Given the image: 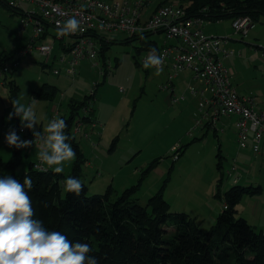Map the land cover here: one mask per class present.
I'll use <instances>...</instances> for the list:
<instances>
[{
  "label": "rangeland",
  "instance_id": "1",
  "mask_svg": "<svg viewBox=\"0 0 264 264\" xmlns=\"http://www.w3.org/2000/svg\"><path fill=\"white\" fill-rule=\"evenodd\" d=\"M159 2L179 5L187 4L189 0H153L154 4ZM19 21L20 16L13 15L8 9L0 11V51L15 53L18 59L15 71L10 70L7 79L4 75L0 78V159L8 161L12 154L10 146L4 142L6 133L15 122V118L7 119L12 111L10 79L19 86L16 99L19 98L25 105H34L37 125L33 131L42 132L50 119L67 115L71 99L82 100L93 94L96 97L92 105L94 118L100 127L89 128L86 132L88 137L84 136L83 130L81 133L71 130L85 155L82 181L89 195L103 194L111 186L115 198L126 188L138 185L135 197L144 204L164 185V199L172 204L173 210L189 215L202 231H207L226 207L213 195L218 180L222 182V191H226L231 187L235 174L242 175L240 172L243 170L250 177L249 184L261 187L262 191L254 197L245 195L236 206V216L244 218L250 225H258V229L263 227L264 160L258 158L254 164L253 160L243 162L246 167L235 160L238 147L235 145L236 131L232 122L225 133H220L222 121L219 122L216 135L213 133L215 126L206 123L208 133L204 135L206 128H202V119L205 109L200 107V97L190 92V87L196 86L197 82L191 79L189 71L178 74L171 87L166 89L169 70L153 68L148 61L153 53L142 51L137 54V42L114 44L106 51L104 59L97 57L95 61L82 62L74 78L64 76L67 63L54 60L51 64L53 58L46 62L52 67L42 71L44 59L37 54L26 57L17 54L19 49L30 43L32 36L31 27L21 36L17 34ZM248 32L245 36L235 34L231 20L208 22L204 27L206 34L219 33L232 39L230 44L234 54L224 62L226 67L235 68L232 86L240 96L249 95L259 107H264V17H260ZM124 37L119 33L107 35L112 39ZM149 39L161 46L163 35L155 33ZM43 41L53 44L54 57L64 55L66 60L69 59L62 46L72 44L71 38H65L61 46L52 29ZM157 53L158 50L154 55ZM146 58V63H142ZM116 60L119 64L115 66ZM103 61L109 70L105 79L100 74ZM53 70H59L60 75L55 76ZM42 83L57 87L52 100L32 97V92L39 90ZM115 138V146L110 151ZM22 139L33 140V146L38 149L34 139L25 138L23 134ZM33 146L21 149L22 157L16 172L22 173L33 158L30 152ZM218 154L220 157H217ZM226 156L229 158L225 159ZM155 160H159L155 167L157 170L146 172ZM73 161L64 164V175L70 173ZM232 167L236 168L233 172ZM256 202L260 203L257 210L259 217L255 216L257 220L253 221L250 209Z\"/></svg>",
  "mask_w": 264,
  "mask_h": 264
},
{
  "label": "trees",
  "instance_id": "2",
  "mask_svg": "<svg viewBox=\"0 0 264 264\" xmlns=\"http://www.w3.org/2000/svg\"><path fill=\"white\" fill-rule=\"evenodd\" d=\"M161 5L177 4L161 2L159 6ZM177 6L184 10L186 17L200 16L206 22L249 17L256 23L260 17H264V0H189L187 4ZM9 11L13 15L22 14L17 9ZM45 35L41 38H45ZM150 35L152 34L142 33L122 39L100 36L97 38L101 45L98 57L104 59L110 46L117 43L128 45L137 42V54L142 51L151 52L153 48L159 51L161 46L150 40ZM58 42L62 46V40ZM62 49L67 51L64 46ZM17 61L15 53L0 51V72L8 68V72L3 73L5 79L10 70L15 71ZM51 64L41 63L42 71L51 68ZM105 64L103 61L100 69L103 79L109 74ZM118 64L119 61L116 60L115 66ZM136 64H140L138 60ZM8 85L12 101L18 96L19 86L11 79ZM57 91L55 85L42 83L39 90L32 92V97L52 100ZM95 99L93 94L82 100L71 99L67 115L59 117L66 121L68 143L77 153L69 174H58L49 168L38 171L34 168V161H29L22 173L16 172L22 156L21 149L14 146H10L12 154L8 161L0 159V176L10 175L21 183L25 176L31 177L33 186L28 194L32 200L34 219L42 221L49 231L61 232L70 241L88 243L92 249L89 255L95 256L98 264H264V233L251 226L244 218L236 216V206L241 199L245 195H259L261 187L234 185L221 193V180H218L215 197L226 208L222 209L214 225L207 231H202L189 215L170 209L163 196L164 185L144 204L135 197L138 185L126 188L115 198L111 186L103 194L89 195L87 186L82 181L85 155L71 130L78 123L84 124L83 133L89 128L100 127V123L94 118L95 109L92 105ZM14 118L11 130L15 129L22 138L19 133L20 121ZM32 133V130L25 129L23 135L32 139ZM115 140L116 138L111 143L110 151L115 146ZM217 157H220L219 154ZM158 162L159 160L153 161L146 172L152 171ZM219 168L220 163L217 166L218 170ZM69 176L78 178L83 183L84 190L79 196L64 193L62 181Z\"/></svg>",
  "mask_w": 264,
  "mask_h": 264
},
{
  "label": "built area",
  "instance_id": "3",
  "mask_svg": "<svg viewBox=\"0 0 264 264\" xmlns=\"http://www.w3.org/2000/svg\"><path fill=\"white\" fill-rule=\"evenodd\" d=\"M152 2L153 0H0V11L17 9L22 13L17 28L19 36L27 28H32L31 41L18 52V56L37 54L44 62L53 58L60 63H67L64 71L67 78L75 77L82 62L96 60L101 47L97 40L100 36L107 37L112 33L128 37L142 33L162 34L163 41L157 53L161 63L152 67L156 70H169L165 88L171 87L178 74L189 71L191 79L197 82L196 86L190 87V92L200 97V107L205 109L202 123L216 126L222 118H234L238 148L245 149L251 142L253 154H264V110L257 108L252 97L237 93L231 83L232 72L223 64V60L234 54L227 47L230 38L204 33L208 22L200 16L186 17L184 10L177 5H158L150 11L148 8ZM73 16L80 21V30L75 34L58 37V22L63 23ZM253 24L249 17H239L231 21V28L235 34L245 36ZM52 29L55 30L56 39L73 40L72 44L63 45L67 50L63 51L69 54L68 60L64 55L54 57L53 44H46L44 38H41L44 34L46 37ZM146 61L147 58L142 63ZM94 65L97 63L94 62ZM7 72L8 68L1 71L0 78ZM53 74L59 76L60 71L53 70ZM83 127V123L76 124L75 132L79 133ZM19 132L24 131L20 129ZM88 135L84 133L85 137ZM34 168L38 171L48 169L38 159ZM235 170V167L231 168L232 172Z\"/></svg>",
  "mask_w": 264,
  "mask_h": 264
},
{
  "label": "clouds",
  "instance_id": "4",
  "mask_svg": "<svg viewBox=\"0 0 264 264\" xmlns=\"http://www.w3.org/2000/svg\"><path fill=\"white\" fill-rule=\"evenodd\" d=\"M80 21L70 17L65 22H58L57 36L75 34L80 30ZM148 57L151 65H159L161 58ZM146 67L148 64L145 65ZM12 111L7 119L14 117L20 121L21 129L32 130L37 125L34 105H25L21 100L11 101ZM67 127L63 118L50 119L43 131H33L38 144L37 159L55 173L64 172V164L76 158L77 153L65 134ZM8 146L17 149L28 148L33 140H25L15 129L9 130L5 137ZM31 177L25 176L23 182L10 175L0 176V264H98L88 243L70 241L59 231L47 230L43 222L34 219V211L29 191L32 189ZM65 194L79 196L84 185L78 178L67 177L62 181Z\"/></svg>",
  "mask_w": 264,
  "mask_h": 264
},
{
  "label": "crops",
  "instance_id": "5",
  "mask_svg": "<svg viewBox=\"0 0 264 264\" xmlns=\"http://www.w3.org/2000/svg\"><path fill=\"white\" fill-rule=\"evenodd\" d=\"M160 4V2L159 3H157V4H154L153 2H152V4L149 6V10L150 11H153L158 5ZM249 33V32H248ZM210 35H216V36H220V37H224V36H222V35H220L219 33L218 34H210ZM232 39H230L229 40V42H228V44H227V47L228 48H231V44H230V41H231ZM235 42V41H234ZM232 46H233V44H232ZM232 49V48H231ZM233 50V49H232ZM235 56V55H234ZM230 59V58H229ZM227 60H228V58L227 59H225V60H223V64H224V62L226 61L227 62ZM52 61H54V59L52 60ZM231 63V62H230ZM225 66V65H224ZM247 66L249 67L250 66V64H247ZM226 67V66H225ZM227 68L232 72V75H234V71H235V68L234 67H228L227 66ZM241 96H244V97H251V96H249V95H241ZM254 100V99H253ZM254 103L256 104V106H257V108L259 109V110H264V107H259L258 105H257V103L255 102V100H254ZM222 121V129H221V131H220V133H225V129H227L228 127H229V125H231V122L233 123V125H234V128H235V119L234 118H222L221 120H219L218 121V123L216 124V126H215V129H214V131H213V133H214V135H216L217 134V127H218V125H219V122H221ZM202 128H206L205 129V134L204 135H207L206 133H208V125L206 124V123H203L202 124ZM32 132H33V129H32ZM23 134V133H22ZM237 141H236V136H235V145H236V147H238V145H237V143H236ZM33 146V145H32ZM30 152L31 153H33V158L31 159V161H34V163L37 161V152H38V149H36L34 146L32 147V149H30ZM236 154H235V160L238 162V163H240L241 165L243 164V162L244 163H246V162H253V164L255 163V161L259 158V159H263L264 160V154H253L252 153V151H251V142L249 143V146L247 147V148H245V149H237L236 150ZM27 154H28V151H27ZM25 157H27V155L25 156ZM226 158H229V157H225V159ZM251 160H253V161H251ZM28 165V164H27ZM243 166L244 167H246L247 165H245V164H243ZM26 168H27V166H26ZM26 168L24 169V170H26ZM236 169V168H235ZM245 169V168H244ZM23 170V171H24ZM154 170H157V169H155L154 168ZM242 175H240V174H238V175H236L235 174V177L233 178V180H232V182H231V187L232 186H234V185H242L243 183H245L246 185H243V186H252L253 184H249V182H251L250 181V177L249 176H247L248 174H246L243 170L240 172ZM247 186V187H248ZM259 187V186H258ZM221 188H222V182H221ZM220 188V192L222 193V192H225V191H222V189ZM227 191V190H226ZM216 193H217V191H216V187L214 188V192H213V195H214V197H215V195H216ZM254 196H257V195H253L252 197H254ZM167 202H168V200L167 199H165ZM221 202V201H220ZM222 203V202H221ZM168 204L170 205V209L172 210V211H174V212H182V211H180V210H173V208H172V204H170L169 202H168ZM223 205V204H222ZM259 205H260V203L259 202H256L255 204H254V206L250 209V216L252 217V219H253V221L254 220H257V219H254V217L256 216V217H259V214H258V209H259ZM262 207H263V204L261 205ZM252 211V212H251ZM251 226H253V227H255L257 230H260L261 232H263L264 233V224H263V227H261V229H258L259 227H258V225H251ZM263 228V229H262Z\"/></svg>",
  "mask_w": 264,
  "mask_h": 264
},
{
  "label": "bare ground",
  "instance_id": "6",
  "mask_svg": "<svg viewBox=\"0 0 264 264\" xmlns=\"http://www.w3.org/2000/svg\"><path fill=\"white\" fill-rule=\"evenodd\" d=\"M20 129H21V128H20ZM20 129H19V130H20ZM23 131H24V130H23ZM19 133H20V132H19ZM23 133H24V132H23ZM20 134H22V133H20ZM33 138H34V137H32V139H33ZM47 170H48V169H47Z\"/></svg>",
  "mask_w": 264,
  "mask_h": 264
}]
</instances>
